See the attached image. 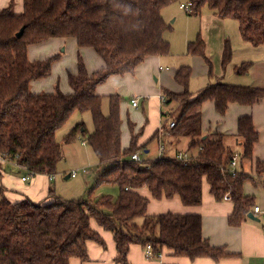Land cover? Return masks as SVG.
Here are the masks:
<instances>
[{"label":"trees","instance_id":"obj_1","mask_svg":"<svg viewBox=\"0 0 264 264\" xmlns=\"http://www.w3.org/2000/svg\"><path fill=\"white\" fill-rule=\"evenodd\" d=\"M177 2L24 0V10L17 14L15 0H11L0 10V156L16 160L29 175L52 178L63 159L57 132L74 113L90 112L94 131L88 135V143L100 163L95 185L115 184L121 189L117 200L101 197L97 201H64L51 191L53 199L46 203H35L29 198L14 203L0 185V264H71L73 258L86 262L89 242L106 248L104 238L92 228L93 220L113 234L118 264H130L128 255L134 244L144 249L150 245L153 257L165 248L174 256L191 261L199 258L220 261L233 256L224 247L212 246L203 236L201 215L171 212L149 215L150 200L139 190L147 188L157 200L178 196L185 206H200L206 180L217 201L228 196L233 203L229 225L241 226L255 207V199L244 193V185L252 175L228 171L227 165L235 153L225 144L223 134L203 131V105L213 102L217 113L224 116L230 104L253 106L264 99V88L217 81L193 93L192 69L181 67L174 78L182 86V92L163 89V104L176 102L179 106L171 121L174 126L163 129L174 138H188L189 149H197L198 157L183 162L177 157L162 156L147 161L146 165L132 159L142 150L139 145L142 129L135 132L136 125L129 123L130 144L128 148L122 146V98L111 95L110 112L105 115L103 97L97 93L98 86L110 77L135 75L148 58L170 53V43L164 35L171 25L162 11ZM189 3H192L189 14L200 15L207 5L219 18L237 20L244 41L254 47L264 46V0H189ZM23 27V36L17 37ZM53 38H72L79 49L95 50L103 60L102 70L90 73L79 54L77 73L68 76L70 93L58 89L53 93H34L32 83L51 76L54 63L62 56L31 61L29 48ZM188 51L206 58L201 36L189 43ZM232 57V48L226 41L224 68ZM251 67V62L243 63L235 68V73L247 75ZM86 131V125L80 122L65 141L70 143L78 133ZM158 134L157 131L154 137ZM237 138L243 148L240 159L252 160L259 132L251 115L239 118ZM254 174L264 184V160L255 162ZM137 218L143 219L142 224L136 222Z\"/></svg>","mask_w":264,"mask_h":264},{"label":"rangeland","instance_id":"obj_2","mask_svg":"<svg viewBox=\"0 0 264 264\" xmlns=\"http://www.w3.org/2000/svg\"><path fill=\"white\" fill-rule=\"evenodd\" d=\"M188 3L189 0H179V2L169 5L163 11L164 16L167 18L166 20H168L167 23L171 25V29L166 31L164 35L165 39L170 43V53L163 56L161 63L150 64L140 74L136 72L135 76L110 77L97 88L98 94L103 97L102 111L105 115H108L110 112L109 97L111 95H119L122 98L120 106L122 144L125 147L127 146V148L129 147L131 138L129 123L135 124V132H138L143 128L151 130L155 124L157 125L160 122V126L156 127L155 131L159 128L161 137L166 141H170V136L163 133L165 132L163 128L165 126L169 127L172 118L178 114V104L176 102H173L169 106L162 104V112L164 114H171L170 116L165 115L163 117L161 116L160 108H157V104L156 111L150 105H152L151 101H154L156 98L154 97L155 94H161L163 81L171 80L173 83L174 74L181 67H190L192 69L190 82L193 93H197L202 87L204 88L218 80L224 83L237 84L233 82L244 79L241 78L242 76L234 73L235 67L242 64L240 63V59L244 54L241 51V48L244 47V42L241 37L238 21L219 18L213 14L207 5L202 8L200 15L189 14L186 10L180 9V4ZM199 36L204 40L205 56L210 63H208L206 58L194 56L188 51L189 43L195 42ZM226 41H228L232 48L233 57L231 62L224 68L222 66V58ZM79 54L91 73L102 70L104 63L101 57L97 54L98 58H92V63H89L88 57L78 48L76 41L72 38H53L45 43L32 45L29 49V59L31 61L45 60L55 55L62 56L54 63L51 76L41 80V90L45 93H53L58 89L63 93H70L71 87L68 76L69 74L77 73ZM193 87L196 88V91L193 90ZM132 99L139 100V109L132 107ZM80 122L86 125V134L78 133L73 141L70 143L66 142V136ZM93 131L94 123L91 113L76 112L56 134L57 141L62 145L63 159L57 166L56 174L52 178L51 188L53 193L64 201L80 199L97 201L101 197H110L113 200H117L120 195L121 189L119 185H95L100 163L94 150L88 143V135L93 133ZM187 147V138H182L177 145L178 150L182 153H192L193 155L198 153L197 149L190 152ZM148 148L150 150L148 154L145 153V150H140L143 157L142 160L146 158H150L151 160L158 159L160 155V143L157 137L149 141ZM165 155L172 157L169 153ZM146 164H148L147 160L142 165ZM84 168L88 169V174L80 172L77 178L66 179V175L70 172ZM1 170H6V173L11 176L14 188H26L34 178L26 171H20L15 167L9 168L3 166ZM22 176L29 178V181L25 182L27 184L21 183ZM207 186L208 183L205 180L204 190ZM174 198L163 199L169 201V203L175 200L179 201ZM153 201L159 202V200L155 201V199ZM179 203L181 202L179 201ZM172 205L173 208L168 211L175 212L173 211L175 210V206L174 204ZM136 222L142 224L143 219L137 218ZM94 225L96 224L94 223Z\"/></svg>","mask_w":264,"mask_h":264},{"label":"crops","instance_id":"obj_3","mask_svg":"<svg viewBox=\"0 0 264 264\" xmlns=\"http://www.w3.org/2000/svg\"><path fill=\"white\" fill-rule=\"evenodd\" d=\"M9 2L10 0H0V10L7 7L9 5ZM23 10L24 0H15V12L19 14L22 13ZM163 11L162 14L164 16ZM164 18L165 20L167 19L165 16ZM166 21L168 22V20ZM243 42L244 47L241 48V51L244 52V54L240 59V63L243 64L246 62H251L252 67L250 68V71L247 75H238L242 76L241 78L244 79L239 80V83L234 81L233 83L237 84L233 85L241 84V86L264 88V46L254 47L253 45L244 40ZM80 50H82L85 56L88 57L89 63H92V58H98L97 53L93 49L83 48ZM162 58L163 56H153L148 58L137 68L136 72L140 74L141 71L146 70L148 65L161 63L163 60ZM88 71L90 72V70ZM135 75H128V77ZM40 82L41 80L32 83L31 88L34 93L43 92L40 88ZM191 86L192 84L190 82V90H192ZM164 88H167L177 93H180L183 90L182 86H180L175 81V78L173 83L171 80L163 81L161 92L162 95L155 94L154 97L156 98L154 99V101H151L152 105H150L152 109L156 111L157 104V108H160V113L162 117L164 116V113L162 112V97ZM193 90L196 91V88L193 87ZM139 108L140 105L139 107H137V109ZM245 115L252 116L254 126L259 132V141L255 145L252 160L240 159L239 170L247 172L253 176L255 162L258 159L264 160V99H262L253 106H242L236 103L230 104L229 109L227 110L224 116L219 115L215 109L214 103L208 101L203 105L202 128L205 133L216 132L223 134L225 144L233 151V153H236L241 157L243 148L240 140L237 138L238 120L240 117ZM159 126L160 122H158L157 125L155 124L152 128L151 126H149L151 130H146V128L142 129V135L139 138V145L142 146V150H145V153L147 154L149 153L150 150L148 148V143L150 140L153 139L154 134L158 131L159 134L157 136V139L160 143V147L162 145H164L165 147V152L163 154H161L160 152L159 157L166 156V153H169L172 157H176L178 154L182 153L177 148V145L179 144L182 138H174L167 131H165L163 133L168 134L171 139L170 141L164 140L163 137H161V132H159L160 129L158 128L155 131L156 127ZM187 140L188 151L192 152L195 149H189L190 140L188 138ZM123 148H127V146H123ZM198 153L196 155H193L192 153L187 154L192 160H195L198 157ZM138 154L143 159L140 151L138 152ZM145 160L150 161L151 159L146 158ZM3 166H7L9 168L15 167L20 171L26 170L23 168H18L17 166L11 163H0V185L5 188V195L12 202H20L25 198H29L35 203H46V201L49 202L53 199L51 196L52 178L48 175L33 176V181L28 185V187L14 188L11 176L6 173V170H1ZM252 176L251 180L247 181L244 185V193L248 196H252L255 199V206H260L264 210V184L261 185ZM23 177L26 176H22V178ZM69 178L71 177H69V174H67L66 179ZM28 181L29 179L27 181H23L21 179V183L23 182L24 184H27L25 182ZM139 192L141 195L149 198L150 200L148 206L149 215L169 213L171 211L168 210L173 208L172 204H174L175 206V210H173L175 212L171 213L201 215L203 221V236L209 241L212 246L224 247L233 256L224 258L220 261H214L209 258H199L195 261H191L186 257L174 256L171 251L165 248L159 256L153 257L147 256L145 249L141 245L134 244L131 246L128 255V260L130 264H264V219L257 217L259 219V222H257L248 218L245 222L241 224V226L231 227L228 223V218L233 213V203L231 202V200L225 199L223 201H217L210 193L209 184L207 188H205V190L203 184V202L200 206H185L182 203L180 197L178 196H176L174 199H178L183 204L182 206L181 203H179V201L177 200L172 201V203H169V201L161 199L157 203L153 201L155 198H153L147 188H143L139 190ZM155 201L157 200L155 199ZM94 223L96 225H94ZM91 225L92 228L99 232L100 235L104 238L106 242V248H103L96 242L91 241L88 243L87 246L89 260L83 262L78 258H73L71 260V264H118L116 262L117 247L113 234L100 227L95 220L91 222Z\"/></svg>","mask_w":264,"mask_h":264},{"label":"built area","instance_id":"obj_4","mask_svg":"<svg viewBox=\"0 0 264 264\" xmlns=\"http://www.w3.org/2000/svg\"><path fill=\"white\" fill-rule=\"evenodd\" d=\"M180 9L181 10H186L188 13H190L192 11V3L181 4L180 5ZM164 99L165 98L162 97V101L163 102H164ZM131 105L134 108L139 107V100L138 99H132L131 100ZM173 126H174V123H171L170 127H173ZM160 152H161V154H163L165 152L164 145H162L160 147ZM176 157H177V159H179L180 161H183V162H190V161H192V159L190 158V156L187 153H180ZM132 159L135 160L136 162L140 163V164H144V161L142 160L141 156L138 153L134 154L133 157H132ZM0 163L1 164L11 163V164H14L15 166H17L18 168H21V169L23 168L22 166H20L16 162V160H12V159L6 157L5 155L0 156ZM239 164H240V155H238V154L235 153L231 157V159H230V161H229V163L227 165L228 171H230L233 174H236L239 171ZM80 172L82 174H88L89 173L88 169L84 168V169H79V170H75V171L70 172L69 173V177H71V178H77ZM30 175L33 176L32 174H30ZM53 177L54 176H52V178ZM252 177L256 181H259L260 176L258 174H253ZM28 179H29L28 177H23L22 178L23 181H27ZM225 200H230V199H229L228 196H226L225 197ZM252 213L256 217L264 219V210L260 206H255L253 208V212ZM145 252H146L147 256H152V247L150 245H148L147 248L145 249Z\"/></svg>","mask_w":264,"mask_h":264},{"label":"water","instance_id":"obj_5","mask_svg":"<svg viewBox=\"0 0 264 264\" xmlns=\"http://www.w3.org/2000/svg\"><path fill=\"white\" fill-rule=\"evenodd\" d=\"M24 31H25V27H23V28L21 29V31H19V33H17V37H22L23 34H24ZM248 218H250L251 220H254V221L259 222V219H258L253 213H250V214L248 215Z\"/></svg>","mask_w":264,"mask_h":264}]
</instances>
